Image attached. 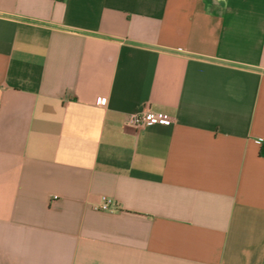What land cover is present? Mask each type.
Returning <instances> with one entry per match:
<instances>
[{"label": "crops", "instance_id": "crops-1", "mask_svg": "<svg viewBox=\"0 0 264 264\" xmlns=\"http://www.w3.org/2000/svg\"><path fill=\"white\" fill-rule=\"evenodd\" d=\"M263 142L264 0H0V264H264Z\"/></svg>", "mask_w": 264, "mask_h": 264}, {"label": "built area", "instance_id": "built-area-1", "mask_svg": "<svg viewBox=\"0 0 264 264\" xmlns=\"http://www.w3.org/2000/svg\"><path fill=\"white\" fill-rule=\"evenodd\" d=\"M104 99H98V104H103ZM172 122L171 117L163 112L152 111L148 107L142 108L140 111L128 115L126 125L132 129L138 130L153 125H169ZM257 143L261 141L257 140ZM102 210H112V205L108 199H102Z\"/></svg>", "mask_w": 264, "mask_h": 264}, {"label": "trees", "instance_id": "trees-1", "mask_svg": "<svg viewBox=\"0 0 264 264\" xmlns=\"http://www.w3.org/2000/svg\"><path fill=\"white\" fill-rule=\"evenodd\" d=\"M262 146H263L262 150L264 151V142L262 143Z\"/></svg>", "mask_w": 264, "mask_h": 264}]
</instances>
